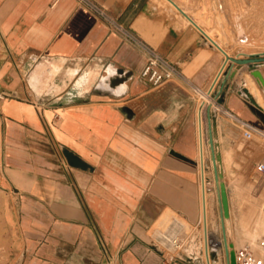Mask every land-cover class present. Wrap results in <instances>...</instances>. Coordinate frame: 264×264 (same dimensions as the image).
Returning <instances> with one entry per match:
<instances>
[{"label":"crops","instance_id":"0c3cea01","mask_svg":"<svg viewBox=\"0 0 264 264\" xmlns=\"http://www.w3.org/2000/svg\"><path fill=\"white\" fill-rule=\"evenodd\" d=\"M88 1L110 19L82 0H0V190L20 201L27 262L160 264L169 237L201 228L199 114L205 180L208 112L219 152L240 120L262 123L235 76L194 91L223 58L192 23L155 0ZM149 49L175 69L158 85L140 75ZM183 254L166 264H196Z\"/></svg>","mask_w":264,"mask_h":264},{"label":"rangeland","instance_id":"374dc122","mask_svg":"<svg viewBox=\"0 0 264 264\" xmlns=\"http://www.w3.org/2000/svg\"><path fill=\"white\" fill-rule=\"evenodd\" d=\"M165 1L155 0L161 6H165L183 18L170 3ZM175 1L188 14L200 20V23L206 22L205 24L212 26V31L216 35L215 40L222 43L227 54L237 56L242 53H264V0ZM221 54L223 59L211 87L232 64L226 63L225 55L222 52ZM227 64L229 65L227 66ZM254 68L260 70L264 76V61L253 63L250 69L246 67L239 68L237 71L233 69L234 76L242 87V95L245 99L243 87L248 84L249 87L257 89L264 101V94L260 92L250 73ZM258 161H264V140L258 134H252L249 139L242 136L235 147L231 146L228 150H222L218 166L222 174L219 179L224 182L228 199L229 215L224 218L228 249L235 251L242 247H248L256 254L264 257V248L260 245V240L264 236V174L256 170L255 164ZM206 175L209 177L206 180L208 181L206 186L210 187L207 191L210 198L211 226L209 228L216 239H222L220 238L222 237V228L218 193L211 167ZM19 207L21 204L17 198L9 191L0 190V264H38L27 262L26 258L29 257L22 255V242L20 240L22 232L18 227L23 216L17 213ZM25 233L31 236L35 232ZM46 238L47 234L45 233L42 241H46ZM202 240L201 228L196 229L195 232L191 233L189 241L181 240V244L178 246L169 245L167 250L173 254L184 252L183 256L188 254L191 258L195 257L196 264H205ZM222 244L223 240L216 248H212L213 250L216 249V252L218 251L216 264H227L224 244ZM18 254L19 256H17ZM47 254L52 253H45L42 257L44 259L50 258L54 264H57L56 254ZM36 258L42 259L41 257Z\"/></svg>","mask_w":264,"mask_h":264},{"label":"bare ground","instance_id":"6f19581e","mask_svg":"<svg viewBox=\"0 0 264 264\" xmlns=\"http://www.w3.org/2000/svg\"><path fill=\"white\" fill-rule=\"evenodd\" d=\"M168 3L171 4V6H173V8H175L177 10V8L168 0H166ZM165 1V2H166ZM180 8H182L184 10L185 13H187V11L180 5L178 4L175 0H173ZM178 11V10H177ZM179 12V11H178ZM180 13V12H179ZM181 14V13H180ZM188 14V13H187ZM182 15V14H181ZM191 19L200 27V29L206 34L208 40L213 43L214 45L217 44L220 48H218L224 55H225V62L229 63V64H235L232 62L231 58L234 57H239L238 55H232V54H227L225 49L222 48L219 43L215 40V34L212 30V26H208L207 24H205L206 22H203L205 25H202L200 23V20L194 18L193 16H191L190 14H188ZM183 18L190 22L184 15H182ZM202 21V20H201ZM204 21V20H203ZM206 21V20H205ZM191 23V22H190ZM246 38V37H245ZM243 39V38H242ZM263 42V41H262ZM227 50V49H226ZM228 51V50H227ZM241 58V57H239ZM227 64V66L229 65ZM227 68V67H226ZM252 77L254 78V81L256 82L259 90L261 93L264 94V77L261 73L260 70L254 68L251 72ZM245 81V80H244ZM244 84V83H243ZM243 93L247 99V102L249 103V105L253 108V110L259 115L261 116V118L264 121V101L261 97V95L258 93L257 89L253 88V87H249L248 84L246 86L243 87ZM201 112V111H200ZM199 113V112H198ZM202 113V112H201ZM198 115V114H197ZM203 118V117H202ZM201 116L199 114V119H198V126L199 127V165L202 168V184H201V214H200V222H201V230H202V245H203V256H204V260H205V264H216L218 261V251L216 252V249H212L213 247H217L218 244L222 243V239H216V236L214 235V233L211 231V229L209 228L211 226V217L210 215L207 216L208 210L210 212V208H209V201L210 198L208 196V188L206 185L208 184V181L205 180L204 176H205V172H204V151H203V136H202V132H201ZM198 137V136H197ZM201 183V182H200ZM172 232V231H171ZM163 234V233H162ZM173 234V233H172ZM176 234V233H175ZM173 234V235H175ZM165 235V234H164ZM171 235V234H170ZM163 238V235L162 237ZM166 238V237H165ZM170 238V237H169ZM168 238V239H169ZM222 238V237H220ZM167 239V240H168ZM227 240V239H226ZM166 241V239H165ZM223 245V244H222ZM221 245V246H222ZM228 249V247H227ZM228 251H230L228 249Z\"/></svg>","mask_w":264,"mask_h":264},{"label":"built area","instance_id":"2783aa9c","mask_svg":"<svg viewBox=\"0 0 264 264\" xmlns=\"http://www.w3.org/2000/svg\"><path fill=\"white\" fill-rule=\"evenodd\" d=\"M82 1H85L86 3H88L90 8L97 15L103 18H106V19H110L102 7L97 6L96 4L89 2L88 0H82ZM148 52H149V56L147 58L145 65L140 71V75L146 78L147 81L150 82L152 85H158L164 82L165 80L169 79L175 73V69L165 59L159 56L154 50L149 49ZM213 87H211L210 85L208 89V93L202 92L197 87H194V91L198 93L200 97L204 98L205 94H208V96L211 94ZM3 96L4 94L0 92V98ZM203 106H204V101H201V108ZM239 124L242 127V133L245 138L249 139L251 138L252 134H258L264 140L263 125L262 126L256 125V124H253L245 120H240ZM255 167L259 173L264 174V161H258L255 164ZM168 241L171 243L170 245L178 246L176 244V239L169 238ZM260 245L262 246V248H264V236L260 240ZM234 255H235L236 264H264V257L256 254L251 248H248V247H242V248L236 249L234 251ZM169 256H171V252L167 250L166 256H163L160 264H166Z\"/></svg>","mask_w":264,"mask_h":264},{"label":"water","instance_id":"95a60500","mask_svg":"<svg viewBox=\"0 0 264 264\" xmlns=\"http://www.w3.org/2000/svg\"><path fill=\"white\" fill-rule=\"evenodd\" d=\"M168 1L171 2L182 15H184L195 27H197L206 36V34L191 19V17L187 13L184 12V10L182 8H180L173 0H168ZM215 46L220 48L217 44H215ZM231 59H232V62L235 63L234 64V65H236L235 69L237 70L244 64H251V63H257V62L264 61V53L243 54V56L241 58L234 57ZM234 65L231 64L228 67V69L226 70V72L223 73L225 78H227V77L232 78L234 76V74H235V72L233 70ZM251 72H252V70H251ZM251 109L253 110L252 107H251ZM253 112L256 114V116L258 117L260 122L264 125V121L261 118V116H259L254 110H253ZM207 116H208V123H209L208 142H209V148H210V158H211V162H212V170H213L214 180H215V184H216V190L218 193V203H219V210H220V223H221V228H222V240H223V244H224V254L226 257V263L227 264H236L234 250L228 251L227 245H226L224 218H227L229 215L228 199H227V194H226L224 182L220 181V179H219L220 176L222 177V174H221L219 166H218V164L220 163V152L215 149L214 142L212 140L211 122H212L213 118L209 112H208ZM63 154L66 157V159L70 165L86 167V164L82 160H80L76 155L71 153L70 151L64 150ZM176 155H178V154H176Z\"/></svg>","mask_w":264,"mask_h":264}]
</instances>
